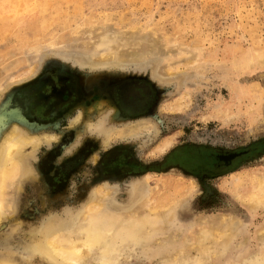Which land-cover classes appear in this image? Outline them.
<instances>
[{
  "label": "rangeland",
  "instance_id": "obj_1",
  "mask_svg": "<svg viewBox=\"0 0 264 264\" xmlns=\"http://www.w3.org/2000/svg\"><path fill=\"white\" fill-rule=\"evenodd\" d=\"M100 95L108 138L84 127ZM0 123V143L15 124L43 137L0 195V262L60 264L34 230L88 213L122 243L83 264H264V0H0Z\"/></svg>",
  "mask_w": 264,
  "mask_h": 264
},
{
  "label": "bare ground",
  "instance_id": "obj_2",
  "mask_svg": "<svg viewBox=\"0 0 264 264\" xmlns=\"http://www.w3.org/2000/svg\"><path fill=\"white\" fill-rule=\"evenodd\" d=\"M137 55L132 54V56H131V54H130L129 55V56H131L130 58L120 60L119 62L114 60L115 63H112V66H120L121 67L124 65H129V63H131L132 61L136 62V61H138V58H139V55L138 56ZM103 56H105V55H103ZM108 56H109V54H108ZM112 56H114V55H112ZM79 59H81V58H79ZM110 59H109V57H107V58L105 57L104 59H102L99 62H97V60H96L95 62H93V61L89 62L88 61V63H90V64L92 63L93 66H98V65H103V64L104 65L105 64H111L112 60H110ZM87 80H88V82H84V83H86V84H84V88L86 90H88L92 86V84L95 82V80L90 76L87 77ZM95 99H97V100L92 104L91 109L94 110V112H97V114H96L97 120H96V122H95V120H91V119L86 120L85 124H84L85 125L84 126L85 132L86 133L89 132V134H90V131L94 130V128L96 127L99 132H104L103 134L106 136V135L110 134V132L113 131L110 129L109 131L106 132V130L104 129V127H106V126L103 125L107 121V119H109L108 114L104 111V109L102 107L106 98H102L100 95V97L96 96ZM107 99L109 101L112 100L110 98H107ZM78 117H80V115ZM18 123H21V122H18ZM137 129L138 128L135 126L134 127L130 126L128 130L131 131V133H134V132H136ZM125 130L126 129H124L123 131H125ZM33 131L30 132L29 130H27L26 126L22 127L19 124H15L13 129L5 135V137L2 139V141L0 143V195L1 196L6 191L5 190L6 182L9 181L7 179L8 178L10 179L13 174H16L17 171L19 172L23 167H25L24 164H25L27 159H26V155L24 152V148L28 144H32V146H34V148H37L40 145L41 141L43 140V137L41 135H39L37 133H33ZM123 131L121 133H124ZM80 134H82V133H80ZM46 137H47V135H46ZM108 137H109V135L107 136V138ZM165 147L166 146H163L162 149H164ZM28 165H30V164H28ZM29 171H31V170H29ZM21 173H22V171H20V174ZM11 181H13V180H11ZM260 184H264V183L262 182ZM139 198L140 197H138V199ZM259 200L260 201L264 200V193L263 192L260 194ZM2 203L3 202L0 200V220L2 219L4 212H5ZM144 203L148 204L147 199L144 200L143 204ZM4 204H6V203H4ZM96 207H97V205H96ZM97 210H99V209H97ZM92 213L95 214V212H92ZM103 213H101V214H103ZM83 216L84 215H82V217ZM151 218H153V217H151ZM104 221H105V219L103 218L102 215H93V214L90 215L87 213V216L85 218H83L81 225H79V228L77 230H75V228L78 226L72 227V228H74L73 229L74 231H71L72 228H71V230L69 229L70 232H69L68 236L63 237V234H61L60 232H61V229H63L62 227L65 224L64 223H58L55 219H48L47 221H45L44 224L40 225L38 230H34V236H35L34 239L35 240L32 243H30L29 246H26V247L32 253H34V254L37 253V254H39V255H41V256L49 259V260L56 261L60 264H83V261L86 259L85 258L86 256H84L86 253H84L81 250L82 247H86L88 254L92 253L95 249H98L100 252L99 258L101 257L103 260L108 261L109 259H108L107 255H108L109 251H113V250L118 251L119 244H121L122 242L120 241L121 236H119L118 234L115 236L116 233H115L114 229L106 228L103 226V224H105ZM136 222L132 226H129V229H126V232L124 233L123 238L124 237H126L128 239L133 238L132 241L133 242L136 241V243H137L138 241L134 240V239L138 238V234L140 232V231H138V229H139L140 225H137ZM120 228L121 227H118V229L116 228V230L120 231ZM65 235H67V234H65ZM112 236H114V238ZM111 237H112V239H111ZM130 240L131 239H129V241ZM113 262H114V260H113ZM1 264H27V263H21V262L16 261L15 259L11 258V259L4 260V262H2Z\"/></svg>",
  "mask_w": 264,
  "mask_h": 264
},
{
  "label": "flooded vegetation",
  "instance_id": "obj_3",
  "mask_svg": "<svg viewBox=\"0 0 264 264\" xmlns=\"http://www.w3.org/2000/svg\"><path fill=\"white\" fill-rule=\"evenodd\" d=\"M61 80V84H54L53 83V87H52V92L51 95L52 98H55L54 102H55V107H60L61 105L65 104L66 102L70 101L72 99L71 95L73 94V90L68 86L66 78H62L59 79V81ZM125 85L123 86L121 93L123 94L122 96L124 97L128 90L125 91ZM130 88V87H129ZM127 88V89H129ZM137 90V89H136ZM126 92V93H125ZM138 91L134 92V94H136ZM125 93V95H124ZM47 95V97L49 96ZM142 95V94H141ZM144 98V95H142ZM124 99V98H123ZM125 102L129 103V105H131V109L133 110H137V108L139 107V105H132V102H134V100L132 99L131 101H127L124 99ZM144 102V101H143ZM144 107V106H143Z\"/></svg>",
  "mask_w": 264,
  "mask_h": 264
},
{
  "label": "water",
  "instance_id": "obj_4",
  "mask_svg": "<svg viewBox=\"0 0 264 264\" xmlns=\"http://www.w3.org/2000/svg\"><path fill=\"white\" fill-rule=\"evenodd\" d=\"M242 152H234V151H231V152H228V153H225V154H220L219 157L220 159L224 160L225 163H229V161H231L232 158L240 155Z\"/></svg>",
  "mask_w": 264,
  "mask_h": 264
}]
</instances>
